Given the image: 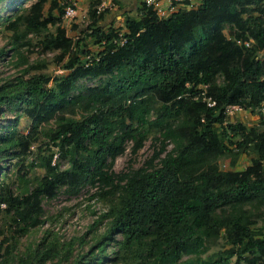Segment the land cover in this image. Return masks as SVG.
Returning a JSON list of instances; mask_svg holds the SVG:
<instances>
[{
    "label": "trees",
    "instance_id": "obj_1",
    "mask_svg": "<svg viewBox=\"0 0 264 264\" xmlns=\"http://www.w3.org/2000/svg\"><path fill=\"white\" fill-rule=\"evenodd\" d=\"M46 1L18 5L4 21L15 60L26 63L21 47L32 33L43 49L59 51L66 73L51 79L27 64L0 81V219L5 212L9 227L0 226V264H48L71 254L70 244L44 237L19 248L18 238L43 223V199L63 186L76 195L87 184L106 200L99 219L109 226L73 264H232L233 257V264H264V226L257 225L264 222V129L225 121L230 105L264 120V0H199L165 17L136 0V17H125L121 36L113 24L94 27L101 14L91 4L92 26L80 28L76 40L61 26L57 0L44 14ZM87 36L102 46L90 63L81 60L90 53ZM101 76L108 77L104 84L77 88L79 80ZM7 111L14 117L1 123ZM22 116L30 120L26 134L16 129ZM145 129L160 134L158 149L144 166L114 173L128 141L133 153L142 147ZM40 133L68 168L52 163L48 152L37 162L44 174L31 186L18 168L14 195L7 167L26 157ZM231 147L250 157L243 170L218 166ZM221 234L230 247L204 256Z\"/></svg>",
    "mask_w": 264,
    "mask_h": 264
},
{
    "label": "rangeland",
    "instance_id": "obj_2",
    "mask_svg": "<svg viewBox=\"0 0 264 264\" xmlns=\"http://www.w3.org/2000/svg\"><path fill=\"white\" fill-rule=\"evenodd\" d=\"M35 0H22L20 2L12 4L10 1H4L0 4V52L4 55H0V81H5L11 79L17 74H19V69L21 66L25 67L28 65L38 66L33 69L34 73H44L52 78L58 77L66 73L63 69L62 64L65 62L58 61L56 59L59 54L58 50H45L41 46V37L35 36L29 33L21 47L23 56L27 59L26 63L20 64L18 60H15L12 55L13 52L10 50V39L11 31L5 29L4 21L6 17L12 16L18 5L20 8L28 7ZM59 5L63 8L68 6L69 3H73L75 7V15L72 17H61V26L65 28L66 34L73 40L81 37L79 29L82 27L92 26L91 19L88 16V9L91 4L94 9H96L97 15L101 16L98 18L96 26L103 25L105 21L109 20V12H115L121 8L128 6L132 0H57ZM199 0H186L178 1L171 4L173 7L176 6L180 9H190L195 8L199 4ZM168 5V4H167ZM173 8L167 6L163 8L165 15L170 14ZM51 10L50 1L47 0L44 4V14ZM175 11V10H173ZM54 15H58L57 9H52ZM129 16L136 17L134 13H129ZM111 23H107L105 27H109ZM113 28L119 32L121 36L125 31L124 27V17L114 18L112 21ZM51 29H54L51 27ZM90 32V30L88 31ZM226 35H229V26H226L224 30ZM87 43V49L90 53L82 54L81 60L85 63H90V61L96 56V53L102 49L101 45L95 43L94 38L87 36L85 38ZM27 76V75H26ZM107 76H101L97 78H83L79 80L77 88L81 89L88 86H99L106 82ZM6 120H1V123L6 122L8 119L14 117V113L7 111L5 113ZM152 118V116H151ZM226 122H237L242 123L246 127H251L253 125H258L261 129H264V120L261 119L260 115L257 113H252L249 110L240 108L238 111H234L232 114L226 115ZM45 127H48L46 125ZM16 129L21 133H28L30 131V120L22 116L17 125ZM145 131H147L145 129ZM148 136L145 138L142 147L135 153L132 152L133 142L132 140L126 143V148L124 153L117 156L113 162L111 170L114 173L126 172L129 169H136L144 166L148 160L153 156L155 150L159 147V142L155 141L156 137H160L159 133L155 130L148 129ZM173 146L169 143L166 147L167 150H171ZM232 151L227 152L218 160V166L222 170H233L240 171L243 170L247 165L250 164V157L242 153L240 150L231 147ZM48 152H52V163L59 164L61 169L68 168V161L66 157L60 155L58 147L54 146L50 141L48 142L43 134H37L35 140L29 145V149L26 157L23 160L17 161V159H12L11 164L7 167L4 178L11 186L14 195L20 194V185L18 179L17 170L20 166H23L26 180L29 181V186H31L36 177H41L44 174V169L38 166L37 162L43 156L48 155ZM163 154H161L162 156ZM158 159H154L153 163H157ZM22 182L20 181V184ZM23 184V183H22ZM95 187L90 184L85 185L82 190L74 195L71 194L67 187L63 186L59 189L58 194L53 199H43V215L44 220L39 227L31 230L28 234L19 237L18 243L19 248H23L29 244L36 245L44 239V241H58V245L61 243L70 244L71 254L63 251L58 258L49 260L48 264L60 259L62 264H73L74 257L77 254L88 253L90 246L94 244V239L96 236L101 235L105 232L106 228L109 226V221L107 218L99 219L103 213L108 210V204L104 198L93 196ZM5 210V206H1ZM6 213L3 212L0 219V226H6L8 229V219L5 217ZM264 222H259L258 226H264ZM116 238V237H115ZM114 246V242L109 240V244L106 248V252L109 253L111 248ZM230 247L229 243L224 239L223 234L218 238L216 243L209 245L208 249L203 252V255L208 253L224 250ZM95 247L93 248V250ZM244 256H247L245 254ZM236 260L235 257L231 259V263ZM243 264H247L245 261Z\"/></svg>",
    "mask_w": 264,
    "mask_h": 264
},
{
    "label": "built area",
    "instance_id": "obj_3",
    "mask_svg": "<svg viewBox=\"0 0 264 264\" xmlns=\"http://www.w3.org/2000/svg\"><path fill=\"white\" fill-rule=\"evenodd\" d=\"M178 1H185V0H170L169 1V4H172L173 2H178ZM190 1V0H188ZM146 4L147 5H152L155 10H156V14L159 16V17H165V11H162L163 8L162 6L159 4L158 0H145ZM65 17H72L75 15V7H74V4L73 3H69L68 6H66L64 8V14H63ZM245 45H248V43H245ZM213 102L211 103H208V105H212ZM240 106L239 105H230V106H227L226 109H225V114L226 115H229V114H232L234 111H238L240 110ZM262 110H264V107H262Z\"/></svg>",
    "mask_w": 264,
    "mask_h": 264
},
{
    "label": "crops",
    "instance_id": "obj_4",
    "mask_svg": "<svg viewBox=\"0 0 264 264\" xmlns=\"http://www.w3.org/2000/svg\"><path fill=\"white\" fill-rule=\"evenodd\" d=\"M169 1L170 0H158L159 4L162 6V8H166L167 6L168 7L171 6V8H173L171 10L172 11L173 10L176 11L178 8L176 6L173 7L171 4H169ZM263 3H264V1H263ZM135 5H136V0H132L131 3L128 6H125V7L121 8V9H119V10H115V12H110L109 13V20L105 21V23L103 25L106 26L107 23H111L112 24V21H113L114 18H119V17L123 16L124 19H125L126 16H129V13H134L135 14V10H134Z\"/></svg>",
    "mask_w": 264,
    "mask_h": 264
}]
</instances>
